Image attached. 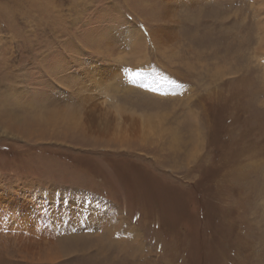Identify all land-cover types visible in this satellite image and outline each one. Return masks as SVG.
I'll return each mask as SVG.
<instances>
[{"label":"rangeland","instance_id":"374dc122","mask_svg":"<svg viewBox=\"0 0 264 264\" xmlns=\"http://www.w3.org/2000/svg\"><path fill=\"white\" fill-rule=\"evenodd\" d=\"M0 264H264V0H0Z\"/></svg>","mask_w":264,"mask_h":264},{"label":"bare ground","instance_id":"6f19581e","mask_svg":"<svg viewBox=\"0 0 264 264\" xmlns=\"http://www.w3.org/2000/svg\"><path fill=\"white\" fill-rule=\"evenodd\" d=\"M148 124V123H147ZM150 126V125H149ZM145 127H147V126H145Z\"/></svg>","mask_w":264,"mask_h":264}]
</instances>
